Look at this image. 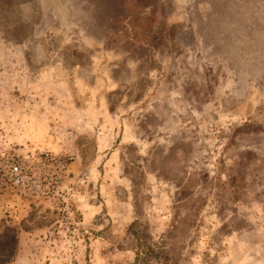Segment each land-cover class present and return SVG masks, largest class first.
Masks as SVG:
<instances>
[{
	"label": "rangeland",
	"instance_id": "374dc122",
	"mask_svg": "<svg viewBox=\"0 0 264 264\" xmlns=\"http://www.w3.org/2000/svg\"><path fill=\"white\" fill-rule=\"evenodd\" d=\"M0 264H264V0H0Z\"/></svg>",
	"mask_w": 264,
	"mask_h": 264
},
{
	"label": "built area",
	"instance_id": "2783aa9c",
	"mask_svg": "<svg viewBox=\"0 0 264 264\" xmlns=\"http://www.w3.org/2000/svg\"><path fill=\"white\" fill-rule=\"evenodd\" d=\"M4 174L9 180L14 183L19 182L22 179V172L20 167L16 163H9L7 169H5Z\"/></svg>",
	"mask_w": 264,
	"mask_h": 264
}]
</instances>
